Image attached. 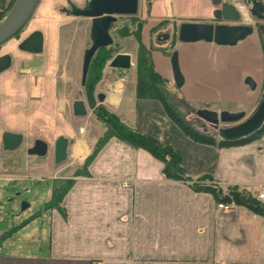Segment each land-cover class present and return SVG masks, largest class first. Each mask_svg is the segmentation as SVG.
Masks as SVG:
<instances>
[{"label":"crops","instance_id":"1","mask_svg":"<svg viewBox=\"0 0 264 264\" xmlns=\"http://www.w3.org/2000/svg\"><path fill=\"white\" fill-rule=\"evenodd\" d=\"M64 3L47 0L44 13L40 8L33 17L36 22L0 48V55L11 57L9 67L0 72V136L5 131L19 133L26 144L42 139L52 147L59 136L67 137V157L77 167L65 177L70 186L60 203L64 214L49 209L44 249L15 253L3 248L0 264H264V216L242 205L223 211L211 193L189 186L212 183L223 191L237 187L255 196L264 187V135L225 147L198 142L169 123L159 99L134 94L126 100L132 108L126 113L131 127L178 150L187 180L167 179L162 163L150 152L117 137L108 138L83 167L100 136L80 126L75 117L84 116L70 115L59 95L60 27L65 22L53 12L60 4L61 11ZM139 4L147 20L141 41L150 47L154 69L172 79L170 53L152 47L156 43L152 30L164 29L160 21L171 22L174 41L181 21H213L215 5L211 0H139ZM34 29L43 35L37 64L33 52L18 47ZM262 38L260 29L254 28L234 46L179 40L182 97L190 105L220 109L209 105L215 101L235 105L229 110L250 113L264 90ZM246 76L255 87L245 83ZM121 107L120 98L113 112L122 114ZM163 119L169 123L165 127ZM201 132L212 135L202 128ZM167 133L175 138L163 136ZM58 170L53 149L45 163L26 167L30 177L50 180L51 188Z\"/></svg>","mask_w":264,"mask_h":264},{"label":"rangeland","instance_id":"2","mask_svg":"<svg viewBox=\"0 0 264 264\" xmlns=\"http://www.w3.org/2000/svg\"><path fill=\"white\" fill-rule=\"evenodd\" d=\"M46 1L47 0L38 1L31 17L24 24L20 32L13 37H17L18 39L26 29H29V27L32 26L30 24H34L36 22V19H33V17L38 15L37 12L40 8L44 13L45 9L43 5L46 4ZM77 1H79V4H83L84 2V0ZM229 1L233 2L234 0ZM12 2L11 0H0V10H4L7 6L11 5ZM66 3L64 4L66 5ZM60 6L61 4L59 6H55L53 12V14L59 15L61 20L65 22L62 23L63 25L60 27V68L58 71V91L59 95L67 102V109L70 110V115H73L71 112V102L73 99L82 98L86 104L87 114L84 117H75V119L80 123V126H84L88 133L93 135L98 134V136H101L105 131V122L103 119L106 113L101 111L99 107L105 111L107 110L113 112V108L117 103V100H120L121 98L122 107L120 110L123 108L126 112L124 113L122 109V114L120 115L115 112L113 113L117 115L123 124L131 127L129 121L130 118L126 113L129 114L132 108L129 105L130 103H127L128 101L126 100L129 99L130 96L134 95L138 47L136 37L134 34H131V30H133L136 25V21L138 20L142 21L141 30L142 28L143 30L146 28L147 20L145 15L141 16V5L138 4V10L133 15L134 19H131L129 17L130 15H119L117 20L109 29L113 38V42L110 44L107 51L110 57H107L102 63L99 76L94 80L91 96H89V87H85V85H81L80 83L82 54L89 40L90 17L67 15L62 10H59ZM236 7H238L240 11V18L238 22L248 23L254 28H257L259 22H263L261 20H257L255 16L251 14L247 5L236 4ZM246 17H248V20L245 19ZM169 23H167V25L160 21L162 28H164L160 31L169 30L172 34L173 29L169 26ZM157 28L158 27L155 29ZM152 31V40H155L156 34L160 31ZM144 38L145 35L142 34V39L144 40ZM262 39L264 44V35ZM5 42L0 44V48ZM179 42L180 41L178 39L173 41V37H170L167 41L162 42V46L172 52L173 50H177ZM123 51L128 52L131 55V67L127 69L111 67L109 65L110 59L117 52ZM34 56L35 63L37 64L41 53H34ZM97 71L96 65H93L90 77L88 78V83L93 80L92 73ZM167 87L170 89V93H173L174 98L179 100V110L182 116L189 120V123H192V127L201 131V128L204 126L206 130H210V128H208L210 127V124L207 121L198 119L199 117L196 118L197 115L195 114V109L200 107L199 104H189V106L183 105L180 100V97L182 96L180 88L175 85L173 79H167ZM99 91L106 94V98L102 102H99L96 98V93ZM209 105L212 107H220V109L215 108L217 110L227 109L228 107L233 108L235 106L233 104L219 103L215 101H212ZM97 110L98 114L95 113ZM247 114L248 113L246 112V115ZM156 117L154 119H156ZM166 117L169 120V123L171 122L178 126L167 114ZM161 122H163L162 127L169 124H166L165 119H163V121L161 120ZM150 136L157 139L156 135L152 134ZM163 136H168L167 138H169V140H173L172 138H175V134L170 133ZM31 145L32 143L26 144L23 141L22 145L13 151H5L0 146V221H6L8 223L7 230L0 232V243H2L4 249L14 251L15 253L25 252V250L33 251V249L34 251L43 250L44 244H47L49 239L50 210L46 209V202L49 200L51 194V181L48 179H40L39 177H30L26 171V167L28 165L45 163L51 158L53 147L48 144L49 152L47 156L37 157L26 154L25 149ZM76 167L77 165L75 162H72L69 157H67L63 163L56 165V168L59 169L57 173L58 179H56L57 184L67 182L68 180L65 177H69L70 173L74 171V169L76 170ZM22 202L29 204L24 211H20V205ZM37 245L41 248L38 249Z\"/></svg>","mask_w":264,"mask_h":264},{"label":"water","instance_id":"3","mask_svg":"<svg viewBox=\"0 0 264 264\" xmlns=\"http://www.w3.org/2000/svg\"><path fill=\"white\" fill-rule=\"evenodd\" d=\"M39 0H13L10 8L0 20V44L17 35L24 24L33 14ZM215 5L213 10V21H189L185 20L178 26L176 36L183 42L198 40L213 41L219 45H233L237 41L252 33L254 27L250 24L240 23V11L236 4H244L259 22L258 29L264 28V1L263 0H211ZM68 6L61 8L67 15L90 17L89 40L82 54L81 62V85L85 84L89 65L96 50L103 46H109L113 42L110 34V25L117 20L119 15H134L138 10L139 0H84L83 4H77L72 0H66ZM171 37L169 30L160 31L155 36L157 43L167 41ZM18 47L33 53L41 52L43 49V35L40 30H33L24 37ZM11 57L9 54L0 55V72L9 67ZM132 64L131 55L128 52H117L109 61L114 68H130ZM170 64L172 79L180 88L184 77L180 69L178 52L170 53ZM245 83L251 88L255 87V81L246 76ZM106 94L102 91L96 93V98L102 102ZM72 112L75 116H85L87 108L82 98L72 101ZM195 114L200 119L207 121L215 128L213 137L218 141L228 143L237 142L243 138L252 136L259 130L264 121V90L261 98L254 109L246 115L244 110H216L213 108L199 107ZM221 123V125H219ZM207 135V134H206ZM23 143V136L19 133L5 131L0 136V146L5 151H13ZM69 140L67 137L59 136L53 145V161L55 165L63 163L68 156L67 149ZM27 155L45 157L49 151V145L42 139H35L31 146L25 149ZM29 206L22 202L20 211ZM8 228L6 221H0V232Z\"/></svg>","mask_w":264,"mask_h":264},{"label":"trees","instance_id":"4","mask_svg":"<svg viewBox=\"0 0 264 264\" xmlns=\"http://www.w3.org/2000/svg\"><path fill=\"white\" fill-rule=\"evenodd\" d=\"M13 0H11L12 2ZM11 5L7 6L4 10H0V20L4 17ZM134 19L133 15L129 16ZM115 22V21H114ZM112 22V24L114 23ZM110 25V28L112 26ZM142 27V21H136V25L131 30V34L136 37L138 47H137V57H136V71H135V82H134V94L138 98H157L161 101L166 114L174 120V122L180 126L185 134L191 137L193 140L203 143H215L220 147L239 145L249 142L254 139H258L261 135H264V121L257 132L252 136L243 138L234 143H228L224 141H217L212 135H206L205 133L197 130V128L192 127V123L185 119L180 112V102L174 98L173 93H170V89L167 87V78L160 75L153 67L150 59L149 51L150 47L143 45L140 41V31ZM262 36L264 35V30L260 29ZM156 42V41H155ZM109 46H103L96 50L94 53L86 81L85 87L88 86L89 96H91L93 91V83L96 77L99 76L100 69L102 67L103 61L106 60L110 55L107 53ZM152 47H159L166 53H171L170 50L162 46V43H153ZM111 54V53H110ZM96 65L97 72H93V80L88 83V78L90 77L91 68ZM180 100L183 105H188L189 102L185 100L182 96ZM101 111L106 113L103 121L105 122V131L99 137L98 142L92 152V154L85 160L83 167L86 168L87 164L96 154V152L103 146V144L110 137H117L123 142L127 143L129 146L134 148H143L150 152L156 159L162 163L161 172L167 179L186 181L187 177L185 175L184 168L181 164V154L178 150L172 147L169 143H162L156 138L144 134L137 130V128L129 127L123 124L117 115L111 111H105L99 107ZM98 114V110L95 112ZM198 118V117H196ZM200 119V118H198ZM85 174V172H84ZM70 182H62L57 184L54 180L51 188V195L49 200L46 202V209L55 208L64 214L61 208V200L67 190L69 189ZM189 186L195 191H205L211 193L217 202L230 203L233 202L237 205H242L250 210L256 212L257 214L264 216V203L256 199L255 196L239 190L237 187H227L224 191L221 187L212 183H202V182H190Z\"/></svg>","mask_w":264,"mask_h":264},{"label":"built area","instance_id":"5","mask_svg":"<svg viewBox=\"0 0 264 264\" xmlns=\"http://www.w3.org/2000/svg\"><path fill=\"white\" fill-rule=\"evenodd\" d=\"M245 19L248 20V17H246ZM245 24H248V23H245ZM124 185H125V183H124ZM255 197H256V199H258L259 201L264 203V187L258 190ZM217 206L219 209H221L223 211H230L233 208H235L236 204H234L233 202H230V203L218 202ZM3 250L4 249H3L2 243H0V254L3 252Z\"/></svg>","mask_w":264,"mask_h":264},{"label":"flooded vegetation","instance_id":"6","mask_svg":"<svg viewBox=\"0 0 264 264\" xmlns=\"http://www.w3.org/2000/svg\"><path fill=\"white\" fill-rule=\"evenodd\" d=\"M66 6H68V4ZM263 30H264V28H263ZM219 125H221V123ZM202 128L206 132H210V134H213L216 131L215 128L211 124H210V127H208V128H210V130H206V128L204 126Z\"/></svg>","mask_w":264,"mask_h":264}]
</instances>
